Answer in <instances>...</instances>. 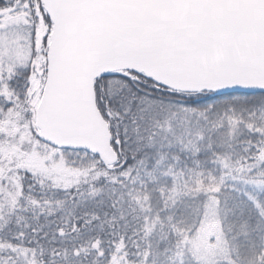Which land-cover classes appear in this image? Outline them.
I'll list each match as a JSON object with an SVG mask.
<instances>
[{
	"label": "snow or ice",
	"instance_id": "obj_1",
	"mask_svg": "<svg viewBox=\"0 0 264 264\" xmlns=\"http://www.w3.org/2000/svg\"><path fill=\"white\" fill-rule=\"evenodd\" d=\"M0 264H264V0H0Z\"/></svg>",
	"mask_w": 264,
	"mask_h": 264
}]
</instances>
